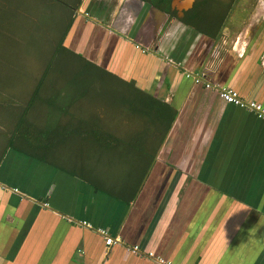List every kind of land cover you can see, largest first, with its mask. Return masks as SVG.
I'll list each match as a JSON object with an SVG mask.
<instances>
[{
	"label": "crops",
	"instance_id": "obj_1",
	"mask_svg": "<svg viewBox=\"0 0 264 264\" xmlns=\"http://www.w3.org/2000/svg\"><path fill=\"white\" fill-rule=\"evenodd\" d=\"M194 5L173 0L172 15L149 0L79 2L63 46L175 116L128 145L126 163L149 165L138 184L104 180L97 148L75 162V152L56 158L55 143L47 154L8 145L0 118V264H264V119L185 74L264 107V0L214 2L184 22ZM99 229L117 241L108 246Z\"/></svg>",
	"mask_w": 264,
	"mask_h": 264
},
{
	"label": "rangeland",
	"instance_id": "obj_2",
	"mask_svg": "<svg viewBox=\"0 0 264 264\" xmlns=\"http://www.w3.org/2000/svg\"><path fill=\"white\" fill-rule=\"evenodd\" d=\"M11 1L13 0H0V9H3L0 11L2 14V19H0V99L4 103L1 105L3 110L0 118L7 124V127H15L31 88L41 76L49 59L55 54V46L62 34V27L69 21L65 13L71 11V8L54 3L53 0H30L28 2L19 0L14 3L13 9L12 4L9 3ZM76 1L71 0L69 4L76 3ZM19 10H22V13L21 11L18 13ZM3 14L7 18H4ZM64 53L57 57L54 56L52 66L54 68L49 72L51 81L47 84L46 95L51 93L50 88L52 91L55 89L57 91L68 85L70 87H65L63 91L65 95L53 96L56 97L55 101L66 102L76 99L73 84L78 81L86 90L78 103L71 105L73 114L84 113L83 116L88 119L96 117L99 114L98 111H102L100 117L104 119L103 123L105 125L114 123L115 131L127 136L137 134L147 127L150 129L157 127L153 124L149 125V121L143 116L137 117L127 112V106L122 104L124 103L123 98L130 95L127 89L112 84L109 78L103 79L101 74L85 72L79 58L70 53ZM36 108L42 109L44 114H47L45 103L38 102ZM36 112L42 113L41 110ZM43 117L46 119L45 115ZM5 139V135H0L2 145ZM68 143L58 145V150L55 152L56 158L68 154L67 152L71 155L75 152L78 158L75 162H79L85 160L87 152L95 146L91 143H84L80 148L79 145L73 147L70 141ZM115 149L113 155L106 153L102 160H99L103 164L100 166L102 171L100 174L108 182L121 184L129 181L132 169L133 176H136L138 171L135 170V165L126 163L132 160L133 153L121 156L119 148ZM80 152L83 155H80ZM119 157H123V160Z\"/></svg>",
	"mask_w": 264,
	"mask_h": 264
},
{
	"label": "trees",
	"instance_id": "obj_3",
	"mask_svg": "<svg viewBox=\"0 0 264 264\" xmlns=\"http://www.w3.org/2000/svg\"><path fill=\"white\" fill-rule=\"evenodd\" d=\"M53 1L54 3H60L64 6H67L68 8H71L70 13H65L66 17L68 18L67 20L69 21H67L62 27V34L59 36V40L55 46V54L49 59V63L45 66L41 76L36 81L33 88H31L30 95L24 103L22 110L20 111V116H18L17 114L18 120L15 123V127H11L7 132L8 145L11 144L14 146H19L22 144V146H26L28 148L29 146H31V148L35 150L36 146L39 147L40 145H42L41 149L45 150V153L47 154L48 152L53 151V143H55L54 145H59L60 143H68L70 141L73 143V147L78 143H80L81 145H83L84 143H91L95 146L92 147L90 145L92 147V150H90V152L93 151L94 148H97L100 149L98 153L102 156H104L106 153H110L111 150H116L115 148H119L121 156H126L132 153L130 150H128V145H136L142 142V139L144 138L143 131H140L139 133L133 134L131 136H127L125 134L119 135L116 132L111 131L114 123H107V125H105L103 123L104 119L96 118L98 117V115L96 117H90L86 119L82 114H73L71 111V105L78 103V100L81 99L86 90V88L83 87V85H81L78 81H75L73 84V86L75 87L74 90L76 91V99H70L66 102L63 100L55 101L56 97L53 96H62L63 94L65 95L63 91L65 87H70L68 85L60 88L57 91L56 89L52 91V89L49 87L51 93H49L48 95L45 94L48 89L47 84L49 83V81H51L49 80V72H51L54 68L52 67L54 56L57 57V55H60L64 52L70 53L66 49V47L63 46L62 42L70 28L72 15L74 13L73 11L75 10V8H77V5L81 0H77L76 3L72 4H69L71 0ZM149 1L152 2L157 8L163 9L173 15L174 12L172 13V10L170 9L172 0ZM234 1L235 0H195V5L192 13L188 14V16L186 13L183 20L186 23H191L190 19H198L202 16H205L208 11V9H205V7L208 4L211 5L212 3L216 2L217 5H220V7H222L226 3L229 4ZM0 11H3V9L1 8ZM210 11L212 12V10ZM3 15L4 18H7L5 14ZM214 15H216V17L221 16L222 18L226 16L225 12H223L222 14H218L216 12V14ZM0 19H2V14H0ZM208 26L212 30L214 27H217L215 23L208 24ZM70 54L74 56L72 53ZM83 70L85 72H96L97 74H101V77L103 79L109 78L114 84L115 79L113 78V76L102 71L98 67H83ZM88 83L90 84V81H88ZM119 86H121L120 83ZM129 93V97H124V103H122L124 106H127V112L133 115H137V117L143 116L145 119H147V121L150 120L152 123H154L155 126H158L159 121L162 122L163 119H166L167 125L173 120L175 113L171 107L165 105L166 107H168L165 108L164 106L159 105L156 102V99H148L146 97V94L139 91L135 90L134 93L132 91H129ZM38 102H41L42 104L45 103V111L47 110V113L55 111L56 114H65L68 117L67 122L63 121L62 119L52 120L50 119V116H47V119H44L43 115L45 114L42 109L36 108V104ZM37 110H41L42 113H37ZM80 127L87 128V131L85 133L77 131V128L79 129ZM153 138L154 137L152 136L151 139ZM140 154L142 153L140 152ZM148 154L153 161L156 152H149ZM134 168L138 172L136 176H133L132 169V172L129 176V181L138 184L146 176L149 165L145 164L144 167L141 166Z\"/></svg>",
	"mask_w": 264,
	"mask_h": 264
},
{
	"label": "built area",
	"instance_id": "obj_4",
	"mask_svg": "<svg viewBox=\"0 0 264 264\" xmlns=\"http://www.w3.org/2000/svg\"><path fill=\"white\" fill-rule=\"evenodd\" d=\"M185 74L187 77L192 78L195 81V83H200V84H203L206 88H212V89L217 90L218 93L220 94L221 98L225 102L230 103V104H234V105H238V106L243 107V108H247V109L253 111L254 113H256V115L259 118L264 119V107L261 103H258V102L253 101V100L245 99L235 89L227 87V86H222V85L216 84V83L206 79L205 73H203V72L186 70ZM85 224L91 227V225L89 223H85ZM98 231L102 235L105 236L106 244L108 246L112 245L113 243H115L117 241V239H114L113 237L109 236L106 230L99 229ZM132 249L135 252H138V253L140 252V249L138 246H134V247H132ZM149 254L151 256H153L152 253H149ZM156 260L159 264H172L171 262L165 260L162 257H156Z\"/></svg>",
	"mask_w": 264,
	"mask_h": 264
},
{
	"label": "flooded vegetation",
	"instance_id": "obj_5",
	"mask_svg": "<svg viewBox=\"0 0 264 264\" xmlns=\"http://www.w3.org/2000/svg\"><path fill=\"white\" fill-rule=\"evenodd\" d=\"M173 1V0H172ZM172 1H171V6H170V9L172 10V12H175V14L176 13H178V11L177 10H174L173 8H172ZM184 18V17H183Z\"/></svg>",
	"mask_w": 264,
	"mask_h": 264
}]
</instances>
